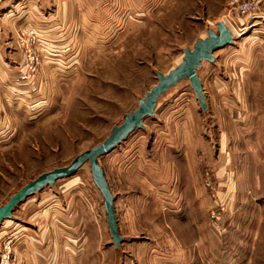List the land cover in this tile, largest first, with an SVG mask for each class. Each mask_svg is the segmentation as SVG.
I'll return each mask as SVG.
<instances>
[{"label":"rangeland","instance_id":"obj_1","mask_svg":"<svg viewBox=\"0 0 264 264\" xmlns=\"http://www.w3.org/2000/svg\"><path fill=\"white\" fill-rule=\"evenodd\" d=\"M232 1L89 0L83 33L40 101L41 93L30 90L42 65L38 32L18 31L10 47L15 41L23 50L25 65L27 51L35 52L39 66L32 79L19 75L29 83L24 100L5 105L10 132L0 135V207L40 175L103 143L158 84L159 73L177 67L208 29L230 25ZM233 30L239 42L242 32ZM210 66L198 71L206 84L216 74ZM223 108L204 112L183 80L159 99L144 129L100 158L123 237L118 249L89 163L27 198L14 215L27 201H34L22 209L27 215L52 207L40 220L55 224L63 264H264L263 169L240 130L222 119ZM28 226L29 218L15 216L0 232L15 237L17 247L14 227Z\"/></svg>","mask_w":264,"mask_h":264},{"label":"crops","instance_id":"obj_2","mask_svg":"<svg viewBox=\"0 0 264 264\" xmlns=\"http://www.w3.org/2000/svg\"><path fill=\"white\" fill-rule=\"evenodd\" d=\"M260 1L264 9V0ZM232 13L229 11L226 16L230 17V25H227L232 31L236 27L241 30L240 41L214 54L215 62L210 68L216 74L207 84L200 74L199 77L209 110L212 112V108L218 105L224 107L222 119H226L228 127L235 129L233 131L240 130L244 135L241 142L248 152L256 154L257 167L263 169L264 174V31L257 24L258 19L238 15L234 18ZM88 19L89 0H0V135L10 132L5 105L24 100V90L29 84L19 80L25 69L24 52L15 41V46L10 47L9 39H15L16 33L23 29H37L42 65L30 90L41 93L37 98L40 101L52 86L50 74L65 70L66 56L71 53L73 41L83 33ZM208 23L213 25L210 21ZM227 132L223 134L224 149L229 143ZM33 202L27 201L16 211L17 215L13 213V218L26 217L33 223L29 228L14 227L18 235L16 264H63L55 224H43L40 220L50 216L52 207L43 214L33 212L27 215L23 210L30 204L34 206ZM4 232H0V245Z\"/></svg>","mask_w":264,"mask_h":264},{"label":"water","instance_id":"obj_3","mask_svg":"<svg viewBox=\"0 0 264 264\" xmlns=\"http://www.w3.org/2000/svg\"><path fill=\"white\" fill-rule=\"evenodd\" d=\"M234 43L235 34L224 21L217 24L216 30L208 29L207 37L199 39L193 49L184 50L183 60L177 67L168 74H158V84L146 94L144 99L140 100L137 110L125 115L123 123L115 126L110 136L103 143L79 155L71 165L40 175L13 195L5 205L0 207V226L5 220L13 218L16 208L27 198L39 193L48 186L54 187L59 180L75 175L83 165L89 163L93 181L103 197L105 213L114 245L119 248L123 242V237L118 229L114 196L105 171L100 165V158L115 150L136 130L144 129V121L155 116L159 99L183 80L188 79L190 81L202 110L207 113L209 107L198 71L202 68L204 62H215L214 54L217 51Z\"/></svg>","mask_w":264,"mask_h":264},{"label":"built area","instance_id":"obj_4","mask_svg":"<svg viewBox=\"0 0 264 264\" xmlns=\"http://www.w3.org/2000/svg\"><path fill=\"white\" fill-rule=\"evenodd\" d=\"M260 0H233L230 4L231 11L241 17H250L258 19L259 27L264 31V9L261 7ZM226 23V22H225ZM227 24V23H226ZM35 37L36 33H32ZM29 50V49H28ZM39 56L33 51H27L26 65L21 72L22 79L33 78L38 72ZM16 238L2 239L0 245V264H16Z\"/></svg>","mask_w":264,"mask_h":264}]
</instances>
